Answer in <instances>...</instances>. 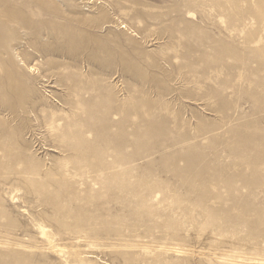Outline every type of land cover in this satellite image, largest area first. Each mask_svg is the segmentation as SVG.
<instances>
[{
    "label": "rangeland",
    "instance_id": "obj_1",
    "mask_svg": "<svg viewBox=\"0 0 264 264\" xmlns=\"http://www.w3.org/2000/svg\"><path fill=\"white\" fill-rule=\"evenodd\" d=\"M240 263L264 0H0V264Z\"/></svg>",
    "mask_w": 264,
    "mask_h": 264
},
{
    "label": "bare ground",
    "instance_id": "obj_2",
    "mask_svg": "<svg viewBox=\"0 0 264 264\" xmlns=\"http://www.w3.org/2000/svg\"><path fill=\"white\" fill-rule=\"evenodd\" d=\"M42 234H43V236H46L47 238H48V240L49 241H51L52 239H51V237H52V235L49 233V232H47V231H45L44 229H42ZM54 248V247H53ZM54 250H56V252L58 253H60V250H58V249H54ZM173 251H176V250H173ZM177 251H179V250H177ZM55 252V251H54ZM178 253H180V252H178ZM177 253V254H178ZM74 255V254H73ZM227 259V258H226ZM237 263V262H236ZM241 264V263H240ZM243 264H246V263H243Z\"/></svg>",
    "mask_w": 264,
    "mask_h": 264
}]
</instances>
